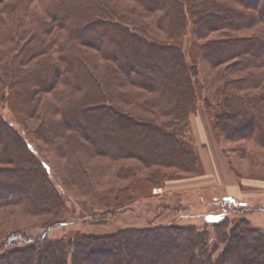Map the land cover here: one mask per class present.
Returning a JSON list of instances; mask_svg holds the SVG:
<instances>
[{"label": "trees", "instance_id": "16d2710c", "mask_svg": "<svg viewBox=\"0 0 264 264\" xmlns=\"http://www.w3.org/2000/svg\"><path fill=\"white\" fill-rule=\"evenodd\" d=\"M0 6V110L24 131L0 111V209L23 206L50 229L73 211L60 190L73 187L88 199L82 218L105 222L153 189L200 176L190 126L199 106L217 142L261 151L238 143L232 153L264 179V0ZM98 157L136 161L117 170L127 185L100 190ZM31 242L0 251V264H264V230L247 218L225 217L212 231L169 224Z\"/></svg>", "mask_w": 264, "mask_h": 264}, {"label": "rangeland", "instance_id": "374dc122", "mask_svg": "<svg viewBox=\"0 0 264 264\" xmlns=\"http://www.w3.org/2000/svg\"><path fill=\"white\" fill-rule=\"evenodd\" d=\"M1 8L3 7L0 6V14L2 13ZM21 10H23V8ZM2 16H6V13L3 12ZM30 21H33V19ZM8 23H10V21ZM4 27L5 26L0 22V30ZM252 32H244L241 34L248 35ZM216 36L219 35H212V37ZM191 44L192 36H187L182 40V49L187 52L188 55H192V50H190L192 47ZM261 73L264 75V70H261ZM0 111L18 128V130L24 133L23 125L11 115L9 109H1ZM191 131V135L194 139L193 135L195 134L192 130V126ZM217 143L220 145L223 152L225 150L230 152L229 154L224 152V154L229 166L236 173L238 178L247 177L252 179V177H255L250 173V161L241 159L240 155L232 153V150L240 144L255 153L256 150H259L257 147L252 145V143L243 141L235 143L219 141ZM31 144L34 148L35 143ZM34 150L37 151V147L34 148ZM51 159L54 163L63 165L62 161L54 157H51ZM136 163L137 162L134 160H119L118 162H113L107 157L96 158L95 164L99 166L96 171H105L104 176L101 177L102 181L100 180L102 183L101 186H99L100 190L105 189L107 186L115 187L127 185V183H124V179H120V181L115 180L117 170L122 166H135ZM144 172L145 171L140 172V175H143ZM261 181H264V179ZM60 190L67 195L69 201L68 207L73 209L74 212L72 211L66 216L65 222L63 221L64 223L50 229L42 225L43 221L47 218L30 214L23 206L4 207L0 209V251L9 249L11 246L24 247L30 245L32 243L31 240L43 235H47L49 239L55 240L70 232L109 234L129 227L141 228L169 224L194 225L202 228L205 227L212 231L214 223L221 221L225 217L231 219L247 218L254 227L264 230V197L237 202L229 196L220 194L216 190L194 196V193L185 192L184 194L186 195H181L175 191H166L165 188H163L162 193L155 194L153 189L150 195L147 194V197L139 199L131 210L127 209L126 211L116 213L114 216L102 218L107 220L105 222H96L95 220L97 218L99 219V216L93 219L88 217L82 218V216H88L89 213L82 210V206L87 205L85 202L88 201L87 197L80 195L73 187H67V190L60 187ZM99 210V212H102L101 209ZM211 242H213V238Z\"/></svg>", "mask_w": 264, "mask_h": 264}, {"label": "crops", "instance_id": "0c3cea01", "mask_svg": "<svg viewBox=\"0 0 264 264\" xmlns=\"http://www.w3.org/2000/svg\"><path fill=\"white\" fill-rule=\"evenodd\" d=\"M190 125L195 134L193 136L202 164V174L171 181L165 186L166 191H175L181 195H186L185 192L194 193L197 196L216 190L237 202L264 197V181L247 177L240 179L231 169L220 145L212 136L208 117L202 106L191 115Z\"/></svg>", "mask_w": 264, "mask_h": 264}, {"label": "built area", "instance_id": "2783aa9c", "mask_svg": "<svg viewBox=\"0 0 264 264\" xmlns=\"http://www.w3.org/2000/svg\"><path fill=\"white\" fill-rule=\"evenodd\" d=\"M162 191H163L162 188H156V189H154V193H155V194L162 193Z\"/></svg>", "mask_w": 264, "mask_h": 264}]
</instances>
